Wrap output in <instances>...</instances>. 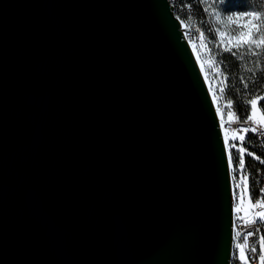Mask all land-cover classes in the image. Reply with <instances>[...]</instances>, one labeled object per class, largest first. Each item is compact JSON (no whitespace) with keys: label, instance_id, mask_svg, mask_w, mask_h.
Returning a JSON list of instances; mask_svg holds the SVG:
<instances>
[{"label":"water","instance_id":"95a60500","mask_svg":"<svg viewBox=\"0 0 264 264\" xmlns=\"http://www.w3.org/2000/svg\"><path fill=\"white\" fill-rule=\"evenodd\" d=\"M227 156L172 0H0V264H231Z\"/></svg>","mask_w":264,"mask_h":264},{"label":"built area","instance_id":"2783aa9c","mask_svg":"<svg viewBox=\"0 0 264 264\" xmlns=\"http://www.w3.org/2000/svg\"><path fill=\"white\" fill-rule=\"evenodd\" d=\"M210 1L214 3L215 0ZM194 2L197 5L196 9H199L201 13H196L195 11H193V4L185 1L183 3V10L181 12V16L183 17V19L179 16L178 17L183 23L188 24L187 29L183 27L186 31V36L188 32V35L191 36L190 38L196 41L201 54H204L206 56V60L208 62L207 73L213 85L216 86V99L220 110V113L218 111V115L224 140L225 136L227 135V151H229L231 145L235 143L237 147L248 148V150L254 152L256 156H259L263 159L262 156L264 155V127L252 122L243 123L237 121L235 119L234 109L232 108V106L229 107L227 105V101L230 100L228 97L229 86L228 82H225L222 78V75L225 74L223 70L225 64L222 59V55L224 53H229L227 49L231 45L229 46L223 42V33L221 32V30L217 32L218 28L215 25L211 24L209 20L202 15V11L211 10L207 9V6L209 8L210 5H206L204 0H194ZM201 32L204 33L202 38L200 36ZM187 38L189 39L188 36ZM216 45H219V48H216ZM221 88H224L225 92H220ZM230 115L231 119L229 118ZM238 128H248L250 130L247 133H244L238 132ZM252 128H256V131H251ZM249 133H259V135L261 136V144H254L252 140H249ZM240 136L244 137L243 141L240 140ZM232 151L235 154H239L236 149H232ZM245 165L246 166L244 169V175L249 178V182L251 183L253 188V200H255L256 196H261L262 193H264V168L258 160H255L252 157H249L247 161H245ZM238 171L239 170L237 169V173ZM232 175L233 174H231V176ZM241 188H243V185H241ZM233 203V233H237V231H240L241 233L240 237H237V243L242 244L244 237L247 235V233L250 231L254 232L253 236L248 237V245L245 246V253L250 262H259V255L264 254L263 249H261L260 247V237L264 236V222L257 221L255 218L254 223H247V221L252 220L242 215V210L245 205L244 203L243 205L240 204L239 196H233ZM237 207L241 208V211L239 213L236 211ZM258 210H260V208H256L255 213ZM249 247H255L257 249V252H250ZM238 252L239 250L237 249L236 244V247H232L231 264H242V261L238 258Z\"/></svg>","mask_w":264,"mask_h":264},{"label":"trees","instance_id":"16d2710c","mask_svg":"<svg viewBox=\"0 0 264 264\" xmlns=\"http://www.w3.org/2000/svg\"><path fill=\"white\" fill-rule=\"evenodd\" d=\"M185 1L193 4V11L201 13L199 9H196L197 5L194 0H173L177 16L183 19L181 12ZM204 1L206 5H210L209 7L211 10L202 11V15L208 19L211 24L221 30L223 34L227 33V30L232 31L234 28L236 29V26H238L236 22H227V13L244 11L255 12L258 15H262V19L258 21L264 25V0H222V2L221 0H215L214 3L210 0ZM216 15L221 17L219 21L216 19ZM259 31L260 32L256 34L257 36L259 34L264 35V28ZM247 47L248 46L245 45L239 48H232L235 55L232 54L233 52L224 53L222 55L225 64L223 70L229 77L228 97L233 101L231 106L235 112V119L240 122H243L247 116L251 115V106L248 101L255 98L257 95L264 96V46H262L261 49H256L253 46V51L260 53L258 56H254L251 52H248ZM242 54L244 56L243 59H241ZM257 61H259V63H257ZM249 69H251V71H249ZM241 77L248 81V89H244L240 79ZM249 93H251V95H249ZM248 122L264 126V100L258 102L256 116L254 120ZM232 155L235 163L239 154H235L232 151ZM249 157L251 156L244 154L245 161H247ZM262 157L264 159V155Z\"/></svg>","mask_w":264,"mask_h":264},{"label":"snow or ice","instance_id":"6c2138e0","mask_svg":"<svg viewBox=\"0 0 264 264\" xmlns=\"http://www.w3.org/2000/svg\"><path fill=\"white\" fill-rule=\"evenodd\" d=\"M222 2V0H221ZM245 17H250L251 19L248 21L247 24H243L241 25V28L244 29L243 31H241L239 33L238 36L235 37L234 42L231 44V46L227 49V51L231 52L232 48H239L242 46L247 45V51L251 52L254 56H258L260 55L259 52H254L253 51V45H255L256 49H259L261 46H264V41L260 39H256L254 36V31L258 30L257 26L253 23V21L259 20L260 17L257 13L255 12H246V13H241V14H237L235 16L236 20H240L243 19ZM216 19L219 21L221 19V17L219 15H216ZM227 22L231 23L233 22V16L229 15L227 16ZM183 23V22H182ZM185 28L187 29V25H184ZM217 32H219V29H217ZM241 33H246L247 34V39H242L241 37ZM204 33L201 32L200 36L201 38L203 37ZM260 45V46H258ZM216 48H219V45H216ZM233 55H235V53H232ZM219 55V53H218ZM244 56L243 54L241 55V59H243ZM257 63H259V61H257ZM249 71H251V69H249ZM222 78L225 82H228L229 77L227 74H223ZM241 82L243 83V87L244 89H248L249 84L248 81L244 80L243 77L240 78ZM220 92H225L224 88L220 89ZM249 95H251V93H249ZM260 100H264V96H259L257 95L255 98L250 99L248 101V103L251 106V115L247 116L246 119L243 121V123H247L250 120H254L255 116H256V110H257V106H258V102ZM233 104V101L228 100L227 101V105L230 107ZM217 111H219V108H217ZM229 118L231 119V115L229 116ZM250 129L248 128H238V132H244L247 133ZM251 131H256V128H252ZM241 141L244 140L243 136L239 137ZM225 143H228L227 140V135L225 136ZM232 149H236V151L239 153V155L237 156L236 162H233V155H232ZM247 150L243 147H237V145L235 143H233L231 145V148L228 151V156H227V160H228V164L233 168V175L231 177L232 181L235 182L233 184L232 187V195L233 196H239L240 199V204L243 205L244 203V199H245V192L248 195V205L250 208H260V209H264V196H256L255 200H253V188L251 183L249 182V178L247 176L244 175V169H245V159H244V153ZM247 154L249 156H252L253 159L258 160L260 164L264 165V159H262L259 156H256L253 152H247ZM237 169L239 170L237 173ZM241 185H243V188H241ZM236 211L239 213L241 211L240 207H237ZM256 216H259L261 218H264V211L261 212H257ZM255 221H247V223H254ZM237 237H240L241 233L240 231H237L236 233ZM254 235V232H248L247 235L244 237L243 243H237V249L239 250L238 252V258L242 261V264H248V258L246 256L245 253V246L248 245V237H251ZM260 247L261 249H264V236L260 237ZM249 251L252 253H256L257 249L255 247H249ZM259 262L260 264H264V254L259 255Z\"/></svg>","mask_w":264,"mask_h":264},{"label":"rangeland","instance_id":"374dc122","mask_svg":"<svg viewBox=\"0 0 264 264\" xmlns=\"http://www.w3.org/2000/svg\"><path fill=\"white\" fill-rule=\"evenodd\" d=\"M173 4H174V2H173ZM207 9H210V7L208 8V6H207ZM259 17H260V19H262V15L261 14H259ZM264 17V16H263ZM251 18H243V19H240V20H238V22H240L241 24H238V26H236V29L234 28L232 31H230V30H227V33H224V34H222V40H223V42L225 43V44H227V45H231L233 42H234V39H235V37L236 36H238L239 35V33L241 32V31H243L244 29H242L241 28V25H243V24H247L248 23V21L250 20ZM260 21V20H259ZM258 20H256V21H253V23L255 24V23H257V24H255L256 26H257V29L258 30H255L254 31V36H255V38L258 40V39H260L261 37H264V35L263 34H259L258 36L256 35L257 33H259L260 31L259 30H261V29H263L264 28V25H262V23L261 22H259ZM238 22H236V23H238ZM183 25V27L185 28V26L184 25H187V27H188V24H185V23H183L182 24ZM187 36L189 37V39H190V42H191V45H192V47H193V50H194V52H195V55H196V58H197V60H198V62H199V65H200V67H201V69H202V72H203V74H204V77L206 78V81H207V84H208V87H209V89H210V92H211V94H212V96L214 97V100H215V104H216V106H217V108H219L218 107V102H217V99H216V96H215V93H214V87H213V83H212V81H211V79L209 78V75H208V73H207V69H208V62H207V60H206V56L204 55V54H201V52L199 51V48H198V46H197V43H196V41H194V39L192 40V38H190L191 36L190 35H188V32H187ZM254 46V48H256L255 47V45H253ZM252 46V47H253ZM262 47V46H261ZM261 47L259 48V49H261ZM219 113H220V110H219ZM264 127V126H263ZM247 151L244 153V154H247V152H252V151H250V150H248L247 148H245ZM254 153V152H253ZM255 154V153H254ZM252 157V156H251ZM253 158V157H252ZM245 159V158H244ZM264 192V191H263ZM263 194L264 193H262V195L261 196H263ZM245 206H244V208H243V210H242V215L243 216H245V217H247V218H249L250 220H254L255 218H256V220L257 221H262V222H264V218H261V217H259V216H256V213L257 212H261V211H264V209H260V210H258L256 213H255V210H256V208H250L249 207V205H248V195H247V193L245 192ZM263 252H264V249H263ZM248 264H251L250 263V261L248 260Z\"/></svg>","mask_w":264,"mask_h":264},{"label":"bare ground","instance_id":"6f19581e","mask_svg":"<svg viewBox=\"0 0 264 264\" xmlns=\"http://www.w3.org/2000/svg\"><path fill=\"white\" fill-rule=\"evenodd\" d=\"M249 11H244V12H232V13H227L226 16H233V22H238V20L235 19V16L239 13H246ZM246 18V17H245ZM250 18V17H247ZM238 24H241L240 22H238ZM256 24V23H255ZM199 63V62H198ZM201 68V67H200ZM202 70V69H201ZM204 75V74H203ZM207 82V81H206ZM208 85V84H207ZM214 87V93L216 96V86L213 85ZM249 140H252L254 142V144H261V136L259 135V133H249ZM230 167V171L231 174H233V168L229 165ZM234 182L232 181V187H233ZM245 199H244V205H245ZM237 244V235L236 233H233V246L232 247H236ZM251 264H259V262H250Z\"/></svg>","mask_w":264,"mask_h":264},{"label":"clouds","instance_id":"9594fccd","mask_svg":"<svg viewBox=\"0 0 264 264\" xmlns=\"http://www.w3.org/2000/svg\"><path fill=\"white\" fill-rule=\"evenodd\" d=\"M242 39H247V34L246 33H241ZM261 40L264 41V37H261ZM260 46V45H258Z\"/></svg>","mask_w":264,"mask_h":264},{"label":"crops","instance_id":"0c3cea01","mask_svg":"<svg viewBox=\"0 0 264 264\" xmlns=\"http://www.w3.org/2000/svg\"><path fill=\"white\" fill-rule=\"evenodd\" d=\"M259 37V36H258Z\"/></svg>","mask_w":264,"mask_h":264}]
</instances>
